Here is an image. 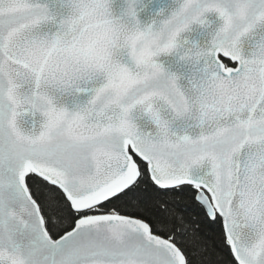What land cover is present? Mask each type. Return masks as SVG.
I'll return each instance as SVG.
<instances>
[{
	"label": "snow or ice",
	"instance_id": "snow-or-ice-1",
	"mask_svg": "<svg viewBox=\"0 0 264 264\" xmlns=\"http://www.w3.org/2000/svg\"><path fill=\"white\" fill-rule=\"evenodd\" d=\"M0 264H264V0H0Z\"/></svg>",
	"mask_w": 264,
	"mask_h": 264
}]
</instances>
